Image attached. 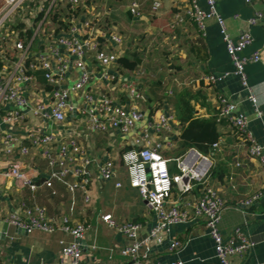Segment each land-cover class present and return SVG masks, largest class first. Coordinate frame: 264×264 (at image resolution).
Wrapping results in <instances>:
<instances>
[{
  "label": "crops",
  "instance_id": "1",
  "mask_svg": "<svg viewBox=\"0 0 264 264\" xmlns=\"http://www.w3.org/2000/svg\"><path fill=\"white\" fill-rule=\"evenodd\" d=\"M198 1L203 10H208L206 0ZM155 2H160L161 6L154 12ZM191 2L137 0L139 16L130 11V0H106L92 5L87 2L86 7L89 9L80 14L76 23L84 18L98 22L106 20L107 26L110 23L111 32L116 30L128 37L125 56L131 57L133 52L138 53V57H135L138 62L136 69L122 70L118 78L108 84L103 78L106 70L90 52L86 58L87 67L94 78L99 79L92 90L97 89L120 104L136 106L143 112L155 110L153 107L159 103L167 104L175 113L176 121L171 124V130L159 138L166 146L162 151L166 158H177L183 153L180 148L183 131L179 119L181 113L177 110L187 104L193 109V118L209 119L216 115L221 96L237 105L238 112L248 120V132L253 140L264 145V28H251L254 42L244 51L245 56L256 52L261 55L259 62L246 66L249 85L257 98L255 103L249 98L250 91L242 86L236 74L217 21L208 20L205 32H200L196 23L186 16ZM217 10L225 19L228 32L236 39L247 27V21L254 11L264 10V0H254L253 6L247 5L244 0H217ZM177 15L186 18L177 24ZM103 28L95 24L90 29L106 34ZM80 74L79 69L69 71L64 86L72 85ZM206 76L214 77V81H205ZM45 85L44 77L39 74L37 86L42 88ZM151 114L154 116L155 111ZM182 115L187 117L188 112L184 111ZM29 123L38 125L41 121L30 118ZM144 123H140L137 129H142ZM87 124V116L78 112L68 119L66 128L78 137L86 131ZM48 125L50 128L51 124ZM217 129L218 140L224 142L221 152L215 156L214 171L209 181L227 201L220 223L221 233L225 239H229L239 230L254 244L244 256H233V264H264V165L250 155V143L245 142L231 125L222 122ZM17 136L20 141L12 155L5 153L0 142V205L3 217L22 206L44 210L49 219L59 223L67 219L69 227L84 224L88 232L80 243L85 264L128 263L130 258L121 254L128 244L127 240L106 224L102 217L112 215L118 223H139L142 236H148L157 224L154 212L140 192L129 185L121 155L129 148L130 137L110 131L88 133L85 139L77 138L86 154L96 159V163L112 160L116 169L115 178L105 183L95 168L91 167L88 184L90 201L86 203L80 189L74 192L69 190L68 184L75 181L71 176L65 182L55 181L52 187L45 186L44 182L51 173L47 161L32 148L29 156H22L21 147H30V143L25 139L26 132L23 129L18 131ZM15 161L20 162L22 171L39 185L35 192L19 186L5 175L10 164ZM172 172H176L174 166ZM117 183H121V187ZM177 189L178 186L174 194L177 205L191 212L192 204L201 196V186H194L186 194H180ZM248 200H252V203L245 207L243 203ZM74 240L69 232L63 230L26 234L9 226L5 240H0V264H55L60 258L62 242L71 243ZM174 240L183 242V246L172 251ZM148 260L150 264L173 261L183 264H221L205 220L194 216L192 212L187 222L176 225L160 244L151 246Z\"/></svg>",
  "mask_w": 264,
  "mask_h": 264
},
{
  "label": "built area",
  "instance_id": "2",
  "mask_svg": "<svg viewBox=\"0 0 264 264\" xmlns=\"http://www.w3.org/2000/svg\"><path fill=\"white\" fill-rule=\"evenodd\" d=\"M90 1L106 0H0V142L5 153L12 155L20 141L17 133L23 129L30 147H21L20 154L29 156L32 148L47 161L51 170L44 185L52 187L53 182H65L71 176L75 181L68 184L69 190L74 192L80 189L87 203L90 201L88 184L91 167L95 168L105 183L115 178L116 169L112 160L96 163V159L86 154L77 138L85 139L88 133L110 131L130 137L129 148L121 155L127 169L129 185L140 192L154 212L157 224L148 236H142V226L139 223H118L112 215L102 217L106 224L127 240V246L121 250L123 256L130 258L126 264H150L148 257L151 246L160 244L176 225L187 222L191 212L205 220L221 264H233V256H244L254 244L239 230L229 239H225L220 230L227 201L209 180L215 165V156L221 152L224 141L218 140L214 143L207 154L190 147L177 158H166L162 155L166 146L159 138L163 133L169 132L171 124L176 121L175 113L167 104H157L153 107L154 116L150 109L147 117L146 112L136 106L122 105L111 96L99 93L97 89L92 90L99 79L94 78V74L87 67L88 54H94L97 62L106 70L104 80L108 84L112 83L118 78V60L128 51L127 37L113 30L102 44L99 37L104 36L103 32L89 30L91 20L87 18L80 23H76L78 18H73L70 30L62 34H57L47 20L49 12L57 2L70 5L72 9L80 6L89 9L86 3ZM244 1L249 6L254 4V0ZM198 2L192 0L186 16L196 23L202 33L206 30L208 20L217 21L236 74L242 86L250 91L249 98L256 103L257 98L249 85L246 66L259 62L261 55L256 52L245 56L244 51L254 42L251 28H264V10H255L247 21V27L235 39L228 32L226 21L217 10V0H206L208 10H203ZM160 6V2H155L154 12ZM130 11L140 15L137 0H130ZM41 13L44 17L36 23ZM186 16L177 15V24L183 22ZM72 69H79L81 74L72 85L64 86L66 74ZM39 74L44 77L45 87L37 86ZM204 80L211 82L214 77L206 76ZM78 112L87 116L88 124L86 131L76 137L66 128V124ZM215 117L218 124L226 122L236 129L238 135L250 143V155L258 158L264 165V145L253 140L248 132L247 118L238 112L233 101L221 96ZM30 118L40 120L41 124H30ZM143 121L144 127L138 130L137 126ZM173 166L176 168L175 173L172 172ZM21 168V163L15 161L10 164L5 175L19 186L35 192L39 185ZM117 186L121 187V183H117ZM176 186L180 194L191 192L194 186H201V196L192 204L191 212L180 209L174 200ZM251 203L252 200H248L243 205L247 207ZM0 221H5L9 226L26 234L35 231L69 232L75 240L71 243L62 242L60 258L55 264H85L80 242L88 232L86 225L69 227L67 219L59 223L49 219L44 210H32L22 206L3 217L1 205ZM182 246L183 242L174 240L171 250L175 251Z\"/></svg>",
  "mask_w": 264,
  "mask_h": 264
},
{
  "label": "trees",
  "instance_id": "3",
  "mask_svg": "<svg viewBox=\"0 0 264 264\" xmlns=\"http://www.w3.org/2000/svg\"><path fill=\"white\" fill-rule=\"evenodd\" d=\"M90 3L91 5L96 4L97 1H90ZM83 12H86V9L82 6L72 9L70 5H64L57 2L49 12L47 20L51 23V26L55 28L57 34H62L70 30L72 26L71 20L73 18H78ZM43 17L44 14L41 13V15L36 19V23ZM103 23H107V21L104 20V22H98L97 20H92L88 26L89 29L95 24L100 25L102 28L104 27L103 29L106 31V34H104L103 37H99V41L102 44L105 43L106 37L111 32L110 28L106 24L103 26ZM135 57H138V53L133 52V56L131 57H120L117 67L118 72L121 73L124 69H136L138 62ZM152 111H154V109ZM177 111L181 113V115H179V119L182 121L183 128L182 135L180 136V148L182 149L181 153H184L190 147H195L205 154L209 153L212 145L219 139L217 129L218 122L216 117L213 116L209 119L193 118V109L187 104L184 105L181 110ZM184 111L188 112L187 117L182 115V112Z\"/></svg>",
  "mask_w": 264,
  "mask_h": 264
},
{
  "label": "water",
  "instance_id": "4",
  "mask_svg": "<svg viewBox=\"0 0 264 264\" xmlns=\"http://www.w3.org/2000/svg\"><path fill=\"white\" fill-rule=\"evenodd\" d=\"M74 114H76V112ZM145 114L148 117L150 114V109ZM8 230L9 224L5 221H0V240H5Z\"/></svg>",
  "mask_w": 264,
  "mask_h": 264
},
{
  "label": "rangeland",
  "instance_id": "5",
  "mask_svg": "<svg viewBox=\"0 0 264 264\" xmlns=\"http://www.w3.org/2000/svg\"><path fill=\"white\" fill-rule=\"evenodd\" d=\"M105 24H106V23H103V26H104ZM108 27L110 28V23H108ZM108 27H107V28H108ZM127 38H128V37H127Z\"/></svg>",
  "mask_w": 264,
  "mask_h": 264
}]
</instances>
